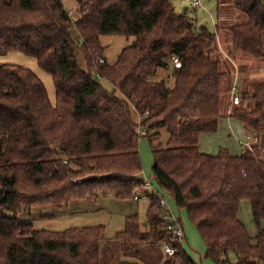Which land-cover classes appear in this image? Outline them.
I'll return each mask as SVG.
<instances>
[{
	"label": "trees",
	"instance_id": "trees-1",
	"mask_svg": "<svg viewBox=\"0 0 264 264\" xmlns=\"http://www.w3.org/2000/svg\"><path fill=\"white\" fill-rule=\"evenodd\" d=\"M172 1L79 0L69 13L62 0H0V56L33 59L54 89L51 98L30 68L0 63V264H102L104 226L53 232L15 217L23 206L61 207L102 193L148 202L144 218L127 216L114 237L134 250L131 257L142 247L167 245L173 252L162 251L163 264H197L183 246L186 238L173 236L177 226L183 230L181 221L164 219L167 194L205 243V257L215 264L264 263V154L255 143L239 155L198 148L201 134L218 129L234 68L224 69L213 55L216 33L196 30L187 8L176 12ZM231 5L245 16L229 28L232 47L264 60V0ZM102 35L134 41L108 63ZM174 57L181 66L170 70ZM167 69L171 87L169 77L154 78ZM237 92L229 116L259 135L264 81ZM159 129L168 134L165 145ZM142 138L151 149L153 189L142 177ZM242 200L250 204L254 238L238 218Z\"/></svg>",
	"mask_w": 264,
	"mask_h": 264
},
{
	"label": "rangeland",
	"instance_id": "rangeland-1",
	"mask_svg": "<svg viewBox=\"0 0 264 264\" xmlns=\"http://www.w3.org/2000/svg\"><path fill=\"white\" fill-rule=\"evenodd\" d=\"M62 1L69 13L74 12V10H76L78 7L79 0ZM216 1L217 0H199V5L197 7H192L185 0H173L172 2L176 12H182L187 8L190 17L194 22V28L196 30L204 27L210 32L215 33V25L220 28V30L216 32L217 34L214 38V43L212 45L214 50L212 51V53H214L213 55H215L220 60V63L224 69H227L232 73L233 68L235 69L236 67H238V69L240 70L243 65H250L251 68H255L254 71L251 70L254 74L258 72H262L261 74H263L264 64L260 65V60H254L249 55H246L243 52L232 47L229 28L234 24L245 21V16L231 5V0H227L226 2L229 3H224L220 6L217 5ZM217 7L218 9H216ZM99 39L100 43L105 47L104 53L106 61L108 63H113L122 49L134 41V37H126L122 35H102ZM7 57L8 56L5 57L4 55L0 56V63L6 62ZM172 64L173 63L170 62V70ZM170 70L167 69V71H159L154 78L160 79L169 77ZM259 79L264 80V75L260 78H253L252 80ZM246 80L247 78L244 77L241 85L239 82H237L238 91L240 90L241 86L246 87V84L251 81ZM44 82L46 84L45 79ZM100 82L107 90L112 89L111 85L108 82L104 80H100ZM168 83L171 87L173 84V78L170 79L169 77ZM51 94V98H53V93H51L50 90L49 95ZM222 97H224L223 109L225 107H228V111L230 110L231 112V107L233 105L231 103L228 90H225ZM158 131L160 133L159 142L165 145L168 140V134L165 129H159ZM138 150L143 170L142 177L144 179H149L150 182H153V159L150 145L145 138L140 139ZM151 188L152 187H150V189ZM148 191L151 193L155 192L154 190ZM165 197L168 201V205L170 206L171 202L173 208L176 210L172 198L166 194ZM147 205L148 202L145 198L138 201L134 199L119 200L114 198L112 194L102 193L96 200H71L70 202H68V204L62 205L61 207H57L54 205L33 207L23 206L21 212L15 217L19 223H31L34 229L53 232H60L70 228L102 225L105 229V238L100 250V261L102 264H119V262L122 260L137 261L140 264H163L165 258L162 252V247H142V249L138 251L139 256H135L134 258L131 257V255L134 254V250H125L123 247H121V244L114 239L116 233L120 232L124 228V220L127 216L137 214L139 218H144ZM243 214L244 211L242 210V216L240 217V219L242 220V222H245L243 219ZM6 215L13 216L10 211H6ZM183 215L185 217V226L187 227V231H185V233L189 240V243L184 240L183 246H185L187 252L190 251L192 253H197L198 251L196 247L193 246L194 243H191L192 235L190 231H193L196 235L197 233L195 232L193 226L187 223V217L185 216L186 214L183 213ZM251 225L254 228V224H252V221ZM249 228L250 227H247L248 230ZM197 240L200 241L198 235ZM190 243L192 245H190ZM204 251L201 253L203 255L202 257H204Z\"/></svg>",
	"mask_w": 264,
	"mask_h": 264
},
{
	"label": "crops",
	"instance_id": "crops-1",
	"mask_svg": "<svg viewBox=\"0 0 264 264\" xmlns=\"http://www.w3.org/2000/svg\"><path fill=\"white\" fill-rule=\"evenodd\" d=\"M7 56L8 57L6 59V62L18 63L22 66L30 68L35 74L38 75V77H40V79L43 82L45 79L46 84H45V82H44V84L46 86L48 93L51 90V93H53V95H54V89H53V85H52L50 76L47 75L46 73L42 72L37 67L36 62L33 59H30L28 57H24V56L19 55V54H11V53H9ZM252 63H253V61H252ZM254 63H257V62H254ZM259 64L263 65L264 61H260ZM250 68H251L250 65H243V67H241L240 70L238 69V67H236L234 69V75H235L234 79H236V82H239L240 84H242L244 77L247 78V80H252L253 78H260L264 75V73L261 74L262 72H258L256 74H254L253 71L255 68H251V69ZM251 70H253V71H251ZM259 80L264 81L261 79H259ZM50 96H52V94ZM229 113H230V110L228 111V107H225L223 109V115L219 119L218 129L216 132L206 133V134L200 135L199 140H198L199 150L204 152V153H207L209 155L214 156L218 153V150L220 148H225V149H228L229 152H231V154L239 155L241 153V150L244 149L243 144L241 142L246 139V136H250L251 138H255L257 140L255 144L258 145L259 149L264 154V131L262 133H260L259 135L258 134L256 135L250 131H247L245 129L244 125L240 121H238L237 119L230 117ZM147 180H149V179H147ZM164 198L166 199L165 195H164ZM166 201H167V199H166ZM172 201H173V199H172ZM167 204H168V201H167ZM173 204H174V201H173ZM170 206H169V209H170L171 216L174 219H176V220L178 219L179 221H181L183 231H184V237L186 238L185 240L187 243H189V240H188L187 235L185 233V231H187V227L185 226V222H184L185 217L183 215V213H185V211L178 209L176 206H175L176 207V210H175L173 208L171 202H170ZM242 210L244 211V214H243L244 218L243 219L245 221V222H243V224L247 227H250L249 230L247 229L249 231L248 233H249L251 238H254L255 235L257 234V228H256V225L254 224V221H253V218L251 215L250 204L247 200H242L240 203V207H239V211H238V218L239 219L242 216ZM250 218H251L252 224H254L253 225L254 228L251 225ZM187 223L190 224L188 219H187ZM260 228L264 229V219L261 220V222H260ZM195 232L197 233L198 237L200 238L198 232L196 230H195ZM190 233L192 235V242L191 243H194L193 246L196 247V249L198 251L197 253H192L189 251L188 254L190 255V257L197 264H215V262L212 261L211 259H209L205 256L202 257L203 255L201 253L204 251V249L206 250V245H204L205 243L202 241L201 238H200L201 242L197 240V235L193 231H190ZM191 243H190V245H192ZM184 248H185V246H184ZM204 253H205V251H204ZM261 264H264V263H261Z\"/></svg>",
	"mask_w": 264,
	"mask_h": 264
},
{
	"label": "built area",
	"instance_id": "built-area-1",
	"mask_svg": "<svg viewBox=\"0 0 264 264\" xmlns=\"http://www.w3.org/2000/svg\"><path fill=\"white\" fill-rule=\"evenodd\" d=\"M187 3H189L192 7H197L198 5H199V0H185ZM171 62L173 63L172 64V66L173 67H175V68H179L180 66H181V63H180V61H179V59L178 58H172V60H171ZM238 88H237V82H236V79H235V81H234V83H233V85H232V88H231V90H230V100H231V103H232V105H238L239 104V101H240V97H239V95H238ZM256 139L255 138H251L250 136H246V139L244 140V141H242L241 143L243 144V146L245 147V148H247V149H249V150H251L252 149V145H254V143H256ZM145 186L146 187H148V188H150V187H152L151 186V183H150V181L149 180H145ZM138 195V194H137ZM139 196H135V200L138 198ZM161 203L168 209V211H169V215H164V219H166V220H171V221H176V219H174L172 216H171V213H170V209H169V206H168V204H167V201H166V199L163 197L162 199H161ZM173 236H175V237H177V238H179V239H181V238H183V236H184V234H183V230H182V228L180 229L178 226L176 227V229L175 230H173ZM162 250H163V252L166 254V255H168V256H170V255H172V249L169 247V246H167V245H163L162 246Z\"/></svg>",
	"mask_w": 264,
	"mask_h": 264
}]
</instances>
